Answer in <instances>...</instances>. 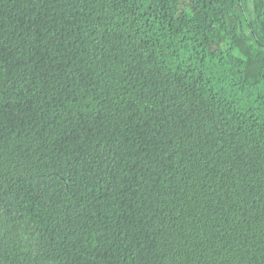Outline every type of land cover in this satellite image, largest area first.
Listing matches in <instances>:
<instances>
[{
	"label": "trees",
	"instance_id": "16d2710c",
	"mask_svg": "<svg viewBox=\"0 0 264 264\" xmlns=\"http://www.w3.org/2000/svg\"><path fill=\"white\" fill-rule=\"evenodd\" d=\"M0 264H264V0H0Z\"/></svg>",
	"mask_w": 264,
	"mask_h": 264
}]
</instances>
